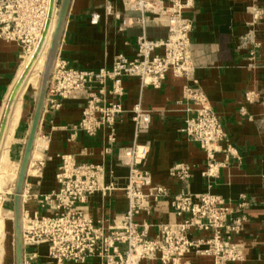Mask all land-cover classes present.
Listing matches in <instances>:
<instances>
[{"label": "crops", "instance_id": "obj_1", "mask_svg": "<svg viewBox=\"0 0 264 264\" xmlns=\"http://www.w3.org/2000/svg\"><path fill=\"white\" fill-rule=\"evenodd\" d=\"M253 1L264 4V0H188L184 16L192 23L190 49L194 69L191 79L168 72L160 87L154 88L142 86L135 76L124 77L123 112L115 124L113 144L107 142L106 129L89 135L75 127L86 104L83 94L61 97L47 90L23 185L22 219L26 224L23 235L31 225L28 219L53 214L39 198L57 188L55 174L64 155L73 156L76 162L102 165L101 184L113 182L119 187L126 184L128 167L118 161L117 153L134 141L131 108L140 101L151 113L148 130L137 136V142L148 149L139 164L151 174V184L142 191L147 194L150 187L161 186L167 195L146 198V208L134 217L139 229L146 226L148 238H155L161 223L190 216L188 213L174 215L169 204L171 196L184 189L178 176L171 174V169L177 164L188 165L191 176L187 189L191 193L209 192L225 199L231 207L245 202L242 211L246 221L242 230L232 235V240L240 244L241 258L228 264H264V120L261 105L264 97V19L251 24L248 7ZM138 16V12L125 8L124 0H70L57 59L79 69H98L110 67L117 54L135 58L137 38L142 32L151 39H163L168 32L165 19L149 17L141 27L136 23ZM244 35L249 39L246 43ZM22 56V48L16 41L0 38V125L19 75ZM193 80L198 82L222 123L226 138L220 146L231 145L236 152L215 154L216 161L222 165L210 188L208 179L201 174L206 165L205 151L181 131L187 113L183 87L193 85ZM248 92L258 93L259 98L247 101ZM35 98L33 94L24 95L21 115L11 131L8 156L13 161L21 159ZM106 146H110L109 152L103 151ZM80 208L106 233L127 210L128 198L120 189L107 195L97 191ZM210 234V231L189 230L192 239L207 238ZM23 253V264H52L43 242H27L24 237ZM183 260L188 264H212L210 256L194 252L185 254ZM84 264H103V260L94 256ZM139 264H159V260L142 259Z\"/></svg>", "mask_w": 264, "mask_h": 264}, {"label": "built area", "instance_id": "obj_2", "mask_svg": "<svg viewBox=\"0 0 264 264\" xmlns=\"http://www.w3.org/2000/svg\"><path fill=\"white\" fill-rule=\"evenodd\" d=\"M188 4V0H124L126 9L139 13L136 23L141 27L149 17L163 18L167 22L168 32L163 39H151L144 32L138 36L133 59L117 54L110 67L98 69H79L56 59L49 91L61 97L83 94L86 98L76 128L89 135L106 129L107 142L113 144L115 124L123 112L124 77L135 76L142 86L154 88L160 87L168 72L191 79L194 69L190 49L192 23L184 16ZM248 9L251 24L264 19V4L253 1ZM45 18L46 0H0V38L16 41L24 53L39 39ZM243 39L245 43L249 40L247 35ZM160 49L162 52L158 53ZM193 83L183 87L187 113L181 131L205 151L206 165L201 174L208 179L210 188L222 165L216 161L215 154L218 151L227 155L236 152L231 145L220 146L226 138L222 123L198 82L193 80ZM245 97L254 102L259 94L248 92ZM261 105L264 120V97ZM131 112L134 141L117 153L118 161L128 167L126 184L121 187L113 182L101 184L102 165L76 162L71 155L62 156L55 174L57 188L39 198V202L52 209L53 214L39 217L31 228L24 231L27 242H44L52 264H84L94 256L102 258L103 264H139L142 259H158L159 264H188L183 257L190 252L210 256L212 264L240 260L241 247L232 240V235L239 233L246 221L242 211L245 202L231 207L225 199L209 192L191 193L187 189L191 176L188 165L177 164L171 169V174L178 176L184 184V189L173 194L169 204L174 215L188 213L190 216L161 223L155 238H148L146 226L139 229L134 217L146 208V198L165 196L167 191L161 186L150 187L147 194L142 191L151 184V174L139 164L148 149L137 142V136L148 130L151 113L142 107L140 101L132 105ZM103 151L109 152L110 146L104 147ZM116 189L127 196L128 208L105 233L81 210L80 205L94 192L107 195ZM192 228L211 234L207 238L192 239L189 237Z\"/></svg>", "mask_w": 264, "mask_h": 264}, {"label": "bare ground", "instance_id": "obj_3", "mask_svg": "<svg viewBox=\"0 0 264 264\" xmlns=\"http://www.w3.org/2000/svg\"><path fill=\"white\" fill-rule=\"evenodd\" d=\"M58 12H59V1H57V0H46V18L44 20L42 31L39 34V39L35 42V44L32 48H30L28 51L23 53L24 55L22 56V62H21L20 70H19V75L17 77V81H15L16 84H15L14 88L12 87L13 90L10 94L9 99H8V102H7L5 111H4L2 123L0 125V146H2L1 149H3V150L5 149V145L11 137V131H12L13 127L15 126L16 122L19 119L20 96L22 95V91L24 90L25 86L28 83H30L34 86H36L38 84L40 87V84L37 83L36 77H34L32 73L28 74V71L30 70V65H34L33 63L30 64L33 60L32 53H37L38 47L42 46V49L40 50V54L39 53H38L39 55L37 54L39 56V61L37 62V64H38V67H40V71H41L42 63H43L44 59H45V63H44L45 64V66H44L45 73L48 72V68L53 71V69L55 67L56 59L55 60L52 59L51 52H52V46L54 48L53 43H54L55 38H56V35H55L56 31H57V29L60 30V27L62 25V19H60V17H58ZM44 38H45V42H44ZM30 59H32V60L29 61ZM44 70H43V72H44ZM40 82H41V79H40ZM38 90H39V88H38ZM38 90H37V93H38ZM36 96H37V94H36ZM31 120H32V118H31ZM29 127H30V125H29ZM28 132H29V129H28ZM36 134H37V132H36ZM36 134H35V137H36ZM35 137L33 140V145H34ZM32 149H33V146H32ZM32 149H31V153H32ZM0 155H1V157H0V187H1L3 184L2 182L4 180L5 174L9 173V172H13L17 165L14 166L13 163L8 165V163H7L8 159H7L6 154L2 153ZM30 157H31V154H30ZM29 163H30V160H29ZM29 163H28V166H29ZM20 164H21V159H20V162L18 164V166H19L17 169L18 171L20 168ZM18 171H16L17 172L16 178L18 175ZM27 172H28V168H27ZM15 182H16V180H15ZM14 188H15V185H14ZM22 200H23V194H22ZM22 218H23V204H22V209H21V213H20V234H21V238H22V240H21L22 246H24V237L25 236L23 235V229L25 228L26 224H25V220ZM38 219H39V217L36 215L32 219H28V222H30L31 225H29L25 230L31 228L33 226V223H35L36 220H38ZM12 220H13V218H12ZM3 230H4L3 217L1 216V213H0V264L3 261V252H4L3 248H2ZM25 240H26V237H25ZM22 264H23V260H22Z\"/></svg>", "mask_w": 264, "mask_h": 264}, {"label": "water", "instance_id": "obj_4", "mask_svg": "<svg viewBox=\"0 0 264 264\" xmlns=\"http://www.w3.org/2000/svg\"><path fill=\"white\" fill-rule=\"evenodd\" d=\"M70 0H59V12L58 17L62 19V25L60 30L56 31V38L52 46V59H57L60 39L64 29V24L66 20V13L68 9ZM52 70L48 68V72L42 73L40 87L34 102V109L32 113V120L29 127V132L24 144L21 164L18 171V175L15 182L14 195L12 197V208H13V228H14V264H22L24 246H22V238L20 234V213L22 209V194H23V185L27 175L28 163L30 160L31 149L33 146V140L38 129L39 121L42 115L44 100L49 86L50 76Z\"/></svg>", "mask_w": 264, "mask_h": 264}, {"label": "rangeland", "instance_id": "obj_5", "mask_svg": "<svg viewBox=\"0 0 264 264\" xmlns=\"http://www.w3.org/2000/svg\"><path fill=\"white\" fill-rule=\"evenodd\" d=\"M57 1H59V0H57ZM44 42H45V38H44ZM41 49H42V46L38 47L37 53H32L33 60L30 59L29 61L32 60V62L30 64L33 63L34 65H30V70L28 71V74L32 73L33 76L36 77L37 83H39V84H40V79H41V76H42V73L44 70V66H45V64H44L45 59L43 60L41 71H40V67H38V64H37V62L39 61L38 55L40 54ZM22 54H23V52H22ZM26 86H25L24 90L22 91V95L20 96L19 117H20L21 111H22V102H23L22 100H24V95H27V94L32 95L33 94L35 97L37 90L39 88L38 84L36 86H34V85L28 83ZM27 98H29V96ZM10 143H11V140H8V142L5 145L4 150L1 149L2 146H0V154H2V153L6 154L7 159H8L7 160L8 165H10L13 162L14 166L15 165H17V166L15 167V170L13 172H9V173L5 174L4 180L2 182L3 184L0 187V213H1V216L3 217V225H4L3 239H2V248L4 251L3 252V260L4 261L9 260L10 264H13V262H14V228H13V221H12V218H13L12 197L14 194V185H15L16 174H17L16 171H18L17 169L19 167L18 164H19L20 160L19 161H16V160L13 161L9 158L8 149H9ZM0 157H1V155H0ZM26 216L29 218L28 215H26ZM4 261H2V262H4Z\"/></svg>", "mask_w": 264, "mask_h": 264}]
</instances>
